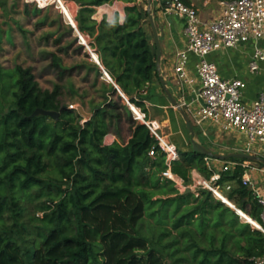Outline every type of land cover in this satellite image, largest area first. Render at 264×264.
Returning a JSON list of instances; mask_svg holds the SVG:
<instances>
[{
  "label": "trees",
  "instance_id": "16d2710c",
  "mask_svg": "<svg viewBox=\"0 0 264 264\" xmlns=\"http://www.w3.org/2000/svg\"><path fill=\"white\" fill-rule=\"evenodd\" d=\"M10 1L0 0V8L10 10ZM71 1L80 7L77 29L98 57L76 37L84 58L77 66L85 85L80 107L90 120L63 105L60 86L44 90L32 69H6L0 61V98L12 97L8 112L0 110V264H166L165 251L172 247L190 254L174 264H256L264 257V235L248 222L261 221L262 207L243 183L245 160L224 161L237 165L220 171L209 157L179 151L180 160L169 168L150 128L124 101L149 122L145 101L157 74L145 7L138 0ZM115 1L129 4L124 24L93 18L98 7ZM77 67L68 69L52 55L59 78ZM69 92L78 94L72 84ZM38 109L59 112L60 118L33 116ZM109 135L117 138L112 144L105 143ZM169 169L184 187L192 184L193 171L207 181L219 174L213 188L235 182L225 201L248 222L207 188L198 195L182 191L163 177ZM147 216L170 226L160 227L165 235L175 231L180 238L168 245L149 241L141 233Z\"/></svg>",
  "mask_w": 264,
  "mask_h": 264
},
{
  "label": "built area",
  "instance_id": "2783aa9c",
  "mask_svg": "<svg viewBox=\"0 0 264 264\" xmlns=\"http://www.w3.org/2000/svg\"><path fill=\"white\" fill-rule=\"evenodd\" d=\"M152 1H165L164 14L177 16L185 21L186 44L177 53L174 70L181 87L190 88L195 96L191 102L180 103L190 116L194 127L204 136L208 135V124L226 134L237 132L247 141L246 154L264 159V90L260 91L254 102L247 103L244 100L248 86L246 80L239 77L225 79L218 65L210 60L214 54L238 50L252 44L254 54L248 65L249 71L253 74L264 72V0H222L220 15L208 23L201 21L194 6L182 0ZM23 2L34 5L40 10L55 7L63 12L65 7L70 9L66 0H23ZM66 16L64 18L77 33L80 44L84 45L97 61L96 55L87 44V38L77 29L76 17L74 18L73 14L72 18ZM101 69L104 78L111 81L106 71L102 67ZM116 89L119 90L117 87ZM123 98L129 104L135 118L150 128L170 168L172 163L180 160L178 148L161 136L156 127L146 122L145 115L131 105L126 97ZM195 104H198V107ZM150 155L155 156V151L153 150ZM236 165V163L226 164L223 170L234 169ZM242 167L245 170L243 183L251 187L262 207L261 221L251 225L264 235V198L254 186L252 179V174L261 168L249 161H245ZM163 177L178 186L183 185L170 169L163 173ZM219 179V174L212 177L213 181ZM204 186L217 196L218 188H213L208 182H204ZM256 264H264V257L258 258Z\"/></svg>",
  "mask_w": 264,
  "mask_h": 264
},
{
  "label": "rangeland",
  "instance_id": "374dc122",
  "mask_svg": "<svg viewBox=\"0 0 264 264\" xmlns=\"http://www.w3.org/2000/svg\"><path fill=\"white\" fill-rule=\"evenodd\" d=\"M14 1L15 0H11L9 3L11 7L10 10H7L8 8H0V33L2 34V40H0V61L2 65L6 69H12L17 65L32 69L42 89L52 90L54 86H60L62 88V96L60 99L63 105H71L72 108L78 110L80 107L79 96L85 85L83 83L84 73H81L80 69L77 67L80 66V63L84 60L82 50H80L81 45L75 41L77 33L70 34L69 24L66 22L63 13L55 7L40 10L34 5L25 4L23 0ZM66 1L70 6L74 18L77 17L79 11L77 6L72 4L73 1L71 0ZM2 10H5V13H2ZM38 10L41 12L36 13ZM21 28L24 29L25 33L21 31ZM7 35L11 36L12 40L10 42L6 37ZM60 38L61 43L57 44L56 42L60 40ZM53 54H56L62 60V65L64 67L68 69L77 67L72 72V76L68 73L64 78H59L57 70L51 68ZM237 57H239V55ZM245 79L249 82L248 89L250 91V96L255 95L259 89L262 88V85H264V74H256V77L252 79L246 76ZM70 84H72L76 92H78L77 96L69 92ZM11 102L12 97L8 93H5V96L0 98V110L8 112V107ZM169 109L172 113V115H169L171 123L165 122L166 124L163 125V129H158V133L165 137L176 148L180 149L183 147V141H181V133L177 127L173 125L172 117L175 116L178 119L182 131H184V135L185 133L188 135L187 126L177 109H174L171 104H169ZM153 116L155 120L159 118L163 121L166 118L163 114L161 115L160 111ZM195 130L196 139L217 154L247 153V150L236 149L233 146L234 140L231 139V137L220 136L215 142L210 138L214 135V132L208 130L207 133L210 138L208 140L199 135L198 128H195ZM188 150L192 152V147H188ZM209 162L210 161H208V163ZM210 166L214 167L211 163ZM224 166L225 165H223L220 171L224 169ZM196 174V182H194L192 176L191 185L187 187L179 185L182 191L186 192L187 189H190L193 194L198 195L199 189L201 187L205 188L204 182L210 183L211 186L216 182L212 179L207 181L200 173ZM235 185V182L226 183L221 189L218 188V191L226 200L227 195ZM219 192H217L218 197L214 195L217 199H222ZM241 216L242 222H248L243 218L245 217L244 215ZM249 223L252 224L251 222ZM161 226H163V228H170L166 222L157 225L154 218L147 216L142 225L141 233L153 243L161 240L163 245L173 243L178 236L180 238V235L175 231H173L171 235H165L164 230L160 228ZM185 245L186 243L181 240L180 247L184 248ZM176 248L177 247H172V249L169 248L165 251L164 257L166 264H174L176 258L181 254H185H177ZM189 255V253L185 254L186 257Z\"/></svg>",
  "mask_w": 264,
  "mask_h": 264
},
{
  "label": "crops",
  "instance_id": "0c3cea01",
  "mask_svg": "<svg viewBox=\"0 0 264 264\" xmlns=\"http://www.w3.org/2000/svg\"><path fill=\"white\" fill-rule=\"evenodd\" d=\"M184 1L188 5L194 6L198 10L199 17L203 23H208L216 19L221 13L220 3L222 0H184ZM72 4H75L79 10L80 7L78 6L76 2H72ZM138 4L143 5V7H145V9L147 10V7H148L147 0H138ZM164 4H165L164 1H160V2L152 1V9H153V15L155 18V22H156L158 30L162 32V36L159 33L161 52H162V57H161L162 74L165 80L167 81L168 87L171 90L173 96H175V98L177 99L179 103L191 102L195 98V96L192 93V90L190 88L184 87L183 89L181 87L177 79V76L175 74V70H174L175 65H176L177 53L180 50H182L186 44V37L184 34L185 21L182 18L177 17V16L165 15L163 12ZM128 5L129 4L122 2V1H115L112 4H107V5L98 7L96 9V14L94 15L93 18L97 20L99 23L103 20L104 17L107 18L108 22H113L115 19H118L120 24H124L126 20L125 9ZM145 26L147 28L149 41L152 47H155L154 37L151 31V28L148 25H145ZM253 54H254L253 46L252 44H249V45L241 47L238 50H229V51H225L222 53L214 54L210 57V60H212L218 65L220 69V73L225 79L239 77V78L246 80L245 79L246 76H249L252 79L253 77L254 78L256 77V74H264V72L253 74L249 71L248 65H249V62L252 60ZM238 55L239 57H237ZM191 61L193 62V58H191ZM190 70L191 72L193 71L192 65L190 66ZM246 82L248 83V86H249V82L247 80ZM248 86L244 94V100L247 103H252L255 101L260 91L264 90V85H262V88L259 89V91L253 96L249 95L250 91L248 89ZM151 89H152V96L150 99L145 101L146 107L148 109L149 123L152 126L156 127L157 129L162 130L163 125L166 124L165 122L171 123L169 115L170 114L172 115V113L170 112V109H169L170 102L163 92V89L158 79V75L152 82ZM195 105L198 107V104H195ZM159 111L161 112V115L163 114L164 116H166V118L163 121L160 120L159 118H157L158 120L154 119L153 115H156V113ZM172 120H173V125H175L177 129L179 130V132L181 133V139H182L181 141H183L182 142L183 147H181L180 149L178 148V150L182 152H189L188 147H192L189 133L188 135L186 133L184 135V131H182L181 124L175 116L172 117ZM207 128L208 130L214 132V135L210 137L212 138L213 141L216 142L218 137L220 136L231 137V139L234 140L233 146L236 149L246 150L247 141L244 139L243 136H241L237 132L226 134V133L220 132L219 130L210 126L209 124ZM199 134L205 139H208V140L210 139L208 137L209 134L207 136H204L200 130H199ZM115 140H117V138L114 135H109L106 138L105 143L112 144ZM209 161L210 162L208 164L210 165L211 163L212 165H214V168H216L217 170L222 169L223 165H226L224 161H218V160H213V159ZM261 170L255 171L252 174V179L254 182V186L257 188L261 196L264 198V171H261ZM196 173L198 172L193 171L192 173L194 182H196V179H195L197 175ZM221 196H222L221 197L222 200H225L222 194ZM239 214L244 215L241 212H239ZM253 224L255 225V222Z\"/></svg>",
  "mask_w": 264,
  "mask_h": 264
},
{
  "label": "water",
  "instance_id": "95a60500",
  "mask_svg": "<svg viewBox=\"0 0 264 264\" xmlns=\"http://www.w3.org/2000/svg\"><path fill=\"white\" fill-rule=\"evenodd\" d=\"M165 2V1H164ZM148 7H147V12H148V19L144 21L145 25L150 26L153 37H154V42H155V47L152 48V53L153 55L156 56V73L158 75L159 82L161 84V87L163 89V92L167 99L169 100L170 104L178 110V112L181 114L186 126H187V131L190 135V140H191V145H192V152L196 154H201L206 157H209L210 159L213 160H218V161H227L230 159H240V160H245L249 162H253L256 164H262L264 166V159L258 156H252L249 154H244V153H229V154H217L207 148L205 145L201 144L197 139H196V130L195 127L192 123V120L186 110L181 106V104L177 101L175 96H173L171 90L168 87V83L165 80L162 70H161V57H162V52H161V45H160V38H159V33L162 36V32H160L157 28L155 18L153 15V9H152V0H147ZM78 111L80 114L88 121L91 119L92 115L85 112V110L82 107L78 108ZM33 116H48L54 120H59L60 118V113L55 112V111H46L43 109H38L35 111ZM191 192L190 189L186 190V193L189 194ZM223 203L228 205L230 208L234 209L239 216V211L234 205L231 206L229 205L225 200H222ZM242 212V211H241ZM242 217V216H241ZM249 223V222H248Z\"/></svg>",
  "mask_w": 264,
  "mask_h": 264
},
{
  "label": "bare ground",
  "instance_id": "6f19581e",
  "mask_svg": "<svg viewBox=\"0 0 264 264\" xmlns=\"http://www.w3.org/2000/svg\"><path fill=\"white\" fill-rule=\"evenodd\" d=\"M64 9H65L64 10L65 12L64 11L62 12L64 14V16L67 17L66 15H68L70 18H72V11H70V9L67 7H65ZM254 222L256 224V221H254ZM252 225H254V224H252Z\"/></svg>",
  "mask_w": 264,
  "mask_h": 264
}]
</instances>
